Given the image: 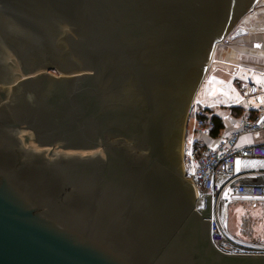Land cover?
Wrapping results in <instances>:
<instances>
[{"label": "water", "instance_id": "obj_1", "mask_svg": "<svg viewBox=\"0 0 264 264\" xmlns=\"http://www.w3.org/2000/svg\"><path fill=\"white\" fill-rule=\"evenodd\" d=\"M258 1L0 0V264H264L214 248L181 154Z\"/></svg>", "mask_w": 264, "mask_h": 264}, {"label": "built area", "instance_id": "obj_2", "mask_svg": "<svg viewBox=\"0 0 264 264\" xmlns=\"http://www.w3.org/2000/svg\"><path fill=\"white\" fill-rule=\"evenodd\" d=\"M235 81L241 99L251 103L247 111L255 107L262 121L242 118L236 131L213 137L216 124L210 107L195 100L190 106L192 134L183 148V176L195 189V209H203V195H210V240L218 252L264 256V242L238 238L227 226L232 201L264 203V166H254L264 164V141L240 142L243 136L264 135V92L249 80ZM205 138H215L216 145H206Z\"/></svg>", "mask_w": 264, "mask_h": 264}, {"label": "crops", "instance_id": "obj_3", "mask_svg": "<svg viewBox=\"0 0 264 264\" xmlns=\"http://www.w3.org/2000/svg\"><path fill=\"white\" fill-rule=\"evenodd\" d=\"M244 29L247 31L245 36L229 41L230 45L216 50L213 56V58H216H212L219 65L218 67H223L217 69L214 65L215 71L225 69L228 77L221 79L217 76H210L211 80L209 78L208 81H205L209 90L202 101L210 107L212 115L220 120L222 125V129L219 131L220 135L236 131L239 120L242 118L262 121V117H258L255 107L249 112L247 111L248 105H251V103L241 99L235 80H249L264 92V27H261V31L258 32ZM216 100L222 105L215 104ZM263 141L264 135L243 136L240 140L242 145H251ZM203 142L212 147L216 145L215 138H205ZM254 166L260 167L264 164L257 162ZM258 203L264 205L262 202Z\"/></svg>", "mask_w": 264, "mask_h": 264}, {"label": "rangeland", "instance_id": "obj_4", "mask_svg": "<svg viewBox=\"0 0 264 264\" xmlns=\"http://www.w3.org/2000/svg\"><path fill=\"white\" fill-rule=\"evenodd\" d=\"M236 27H242L249 29L251 32L261 31V27H264V0H259L255 6L247 13L243 15V17L239 20ZM230 42H223L219 44L214 51L220 49L221 47L229 46ZM215 53V52H214ZM214 53L210 59L212 60ZM214 57L213 59H215ZM215 63V60L213 61ZM208 63L207 71L205 73L203 82L198 89L196 95L191 101L190 106L194 103L195 100L202 101L206 97V92L209 90L206 86V80L208 81L210 76H217L223 79L226 76L225 69L223 71H215L214 65L217 69H221L223 67H218L219 65ZM215 72V73H213ZM51 74L57 75L56 72L52 71ZM214 74V75H213ZM211 80V78H210ZM206 87V88H205ZM204 104V102L202 101ZM217 105H222L218 100H216ZM205 105V104H204ZM191 108V107H190ZM190 109L187 113L186 117V127L183 131V136L181 140V154L183 155V148L189 140L188 137L191 136L192 132V120L190 119ZM184 126V124H183ZM228 208V230L229 232L240 238L246 240H255V241H263L264 242V205L258 202L253 201H232L229 204Z\"/></svg>", "mask_w": 264, "mask_h": 264}, {"label": "trees", "instance_id": "obj_5", "mask_svg": "<svg viewBox=\"0 0 264 264\" xmlns=\"http://www.w3.org/2000/svg\"><path fill=\"white\" fill-rule=\"evenodd\" d=\"M213 120L215 121L216 127L212 132V136L216 137L219 134V131L222 129V125L220 123V120L216 116H213ZM240 238H244V237L241 236ZM261 242H263V241H261Z\"/></svg>", "mask_w": 264, "mask_h": 264}, {"label": "snow or ice", "instance_id": "obj_6", "mask_svg": "<svg viewBox=\"0 0 264 264\" xmlns=\"http://www.w3.org/2000/svg\"><path fill=\"white\" fill-rule=\"evenodd\" d=\"M237 163H239V162H237Z\"/></svg>", "mask_w": 264, "mask_h": 264}, {"label": "bare ground", "instance_id": "obj_7", "mask_svg": "<svg viewBox=\"0 0 264 264\" xmlns=\"http://www.w3.org/2000/svg\"><path fill=\"white\" fill-rule=\"evenodd\" d=\"M16 81V80H15Z\"/></svg>", "mask_w": 264, "mask_h": 264}]
</instances>
